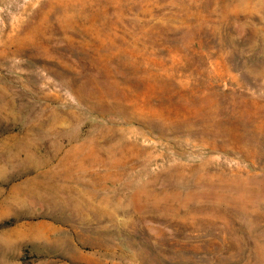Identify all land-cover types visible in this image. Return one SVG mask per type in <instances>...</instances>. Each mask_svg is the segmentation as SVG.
I'll use <instances>...</instances> for the list:
<instances>
[{
	"label": "rangeland",
	"instance_id": "rangeland-1",
	"mask_svg": "<svg viewBox=\"0 0 264 264\" xmlns=\"http://www.w3.org/2000/svg\"><path fill=\"white\" fill-rule=\"evenodd\" d=\"M0 264H264V0H0Z\"/></svg>",
	"mask_w": 264,
	"mask_h": 264
}]
</instances>
